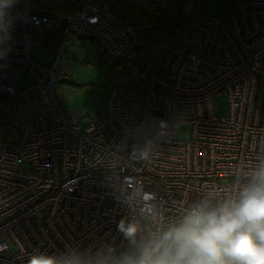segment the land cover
I'll return each mask as SVG.
<instances>
[{
	"label": "built area",
	"instance_id": "obj_1",
	"mask_svg": "<svg viewBox=\"0 0 264 264\" xmlns=\"http://www.w3.org/2000/svg\"><path fill=\"white\" fill-rule=\"evenodd\" d=\"M21 2L10 10L11 52L0 60V264H29L38 254L129 249L118 229L132 210L115 184L142 183L163 203L166 219L208 186L235 182L237 166L264 156V0H225L221 16L181 7L168 46L144 41L108 0ZM122 63L126 82L81 126L54 89L76 48ZM80 42V44H77ZM48 51L50 62L30 53ZM82 46V47H81ZM25 73L20 90L14 84ZM224 92L227 111L216 110ZM163 122V123H162ZM189 125L188 138L178 135ZM154 139L151 163L130 161L132 148ZM114 177H119L114 181Z\"/></svg>",
	"mask_w": 264,
	"mask_h": 264
},
{
	"label": "clouds",
	"instance_id": "obj_2",
	"mask_svg": "<svg viewBox=\"0 0 264 264\" xmlns=\"http://www.w3.org/2000/svg\"><path fill=\"white\" fill-rule=\"evenodd\" d=\"M16 3L0 0V60L11 52L10 10ZM157 149L154 139H146L133 146L130 161L149 164ZM233 176L235 182L223 190L208 186L187 206L181 203L176 220L166 219L163 203L142 183H117L132 210L118 225L128 250L117 253L106 246L94 253L38 254L29 264H264V156L251 167L237 166Z\"/></svg>",
	"mask_w": 264,
	"mask_h": 264
},
{
	"label": "rangeland",
	"instance_id": "obj_3",
	"mask_svg": "<svg viewBox=\"0 0 264 264\" xmlns=\"http://www.w3.org/2000/svg\"><path fill=\"white\" fill-rule=\"evenodd\" d=\"M21 2L36 1L38 3H57L59 0H19ZM195 9L203 14L221 16L225 9V0H197ZM160 47L155 48L158 54L160 49L166 48L168 42H159ZM80 44V42H77ZM87 51L76 48L75 62L68 75L57 77L56 88L54 89L58 102L71 112V114H84L81 120V126L86 121L104 108L106 99L111 87L126 82L128 76L123 71L122 63L116 62V59L100 55L96 52L92 42H84ZM82 47V46H81ZM40 62H50L52 56L48 51H44L36 46L31 49L30 53ZM29 77L23 73L15 82L14 87L17 90L23 88ZM7 100L0 98V116L4 110ZM216 110L220 114L227 111V96L224 92L215 97ZM1 125V117H0ZM189 125L183 124L179 129L178 135L182 138H188Z\"/></svg>",
	"mask_w": 264,
	"mask_h": 264
},
{
	"label": "trees",
	"instance_id": "obj_4",
	"mask_svg": "<svg viewBox=\"0 0 264 264\" xmlns=\"http://www.w3.org/2000/svg\"><path fill=\"white\" fill-rule=\"evenodd\" d=\"M116 15L129 18L144 41H168L181 21V7L197 0H108ZM56 10L68 13L78 8L77 0H59ZM226 5V4H225ZM224 10V9H223ZM97 50V49H96ZM101 55V54H100ZM118 61V60H117ZM116 61V62H117Z\"/></svg>",
	"mask_w": 264,
	"mask_h": 264
}]
</instances>
